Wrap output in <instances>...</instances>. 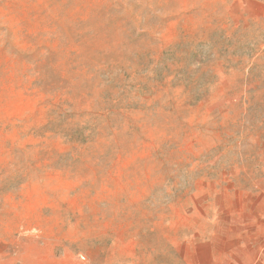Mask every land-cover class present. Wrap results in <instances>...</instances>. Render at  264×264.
Returning a JSON list of instances; mask_svg holds the SVG:
<instances>
[{
	"label": "rangeland",
	"instance_id": "1",
	"mask_svg": "<svg viewBox=\"0 0 264 264\" xmlns=\"http://www.w3.org/2000/svg\"><path fill=\"white\" fill-rule=\"evenodd\" d=\"M175 45L201 65L169 76ZM25 226L264 256V0H0V233Z\"/></svg>",
	"mask_w": 264,
	"mask_h": 264
},
{
	"label": "crops",
	"instance_id": "2",
	"mask_svg": "<svg viewBox=\"0 0 264 264\" xmlns=\"http://www.w3.org/2000/svg\"><path fill=\"white\" fill-rule=\"evenodd\" d=\"M20 229V228H19ZM35 236L29 226L11 232L0 233V264H149L135 237L122 232L115 241L100 238L94 242L85 235H61L59 230L41 229ZM235 236L229 233L217 235L218 247H211V264L264 263L262 247L252 245L237 253ZM203 240L194 238L187 247L181 263L204 264ZM243 251V252H242ZM246 253V254H245ZM156 264V263H153Z\"/></svg>",
	"mask_w": 264,
	"mask_h": 264
},
{
	"label": "trees",
	"instance_id": "3",
	"mask_svg": "<svg viewBox=\"0 0 264 264\" xmlns=\"http://www.w3.org/2000/svg\"><path fill=\"white\" fill-rule=\"evenodd\" d=\"M178 48L179 45H175L173 46V48H171V50L164 53V57L166 58L170 56L171 57L170 60L172 61V64L169 65L166 64L164 66L165 69L168 71L169 76L175 73L176 71L183 69L182 60H188L192 63V65H196V66H199L202 63L201 62L202 60H200V56L195 53L181 54L182 56H178V54L176 53V49ZM197 81H199V79H197ZM180 87L183 88L184 94L187 95V99L191 100L192 103L198 102L201 99H203V97H205L206 90L205 88H203V86L201 87L199 83L189 84V85L184 84L183 86ZM70 139L75 143H80V144H85L88 140V138H85L82 131L79 130H75Z\"/></svg>",
	"mask_w": 264,
	"mask_h": 264
}]
</instances>
